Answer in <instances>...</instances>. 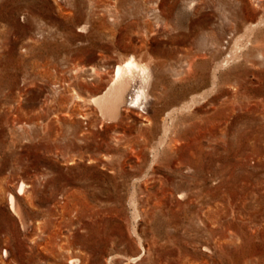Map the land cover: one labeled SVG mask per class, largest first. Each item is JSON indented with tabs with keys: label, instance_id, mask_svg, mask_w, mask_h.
<instances>
[{
	"label": "rangeland",
	"instance_id": "374dc122",
	"mask_svg": "<svg viewBox=\"0 0 264 264\" xmlns=\"http://www.w3.org/2000/svg\"><path fill=\"white\" fill-rule=\"evenodd\" d=\"M0 264H264V0H0Z\"/></svg>",
	"mask_w": 264,
	"mask_h": 264
},
{
	"label": "bare ground",
	"instance_id": "6f19581e",
	"mask_svg": "<svg viewBox=\"0 0 264 264\" xmlns=\"http://www.w3.org/2000/svg\"><path fill=\"white\" fill-rule=\"evenodd\" d=\"M135 71L139 73L141 79V85L139 86L135 97L131 98L132 103L140 104L146 102L148 97L149 78L148 66L137 61L134 56L130 57L125 63L118 64L115 67L114 78L110 85L106 88L101 98L93 99V102L100 104L102 109L115 107L120 99H122L124 93L131 87V83L136 80L134 75ZM135 72V73H134ZM134 84V83H133ZM130 90V89H129ZM145 100V101H143ZM144 104V103H143ZM104 111V110H103ZM106 112V111H105ZM25 183L22 182L20 186V192L24 190ZM10 205L11 208L17 212V198L14 193L10 194ZM18 213V212H17ZM21 213V212H20Z\"/></svg>",
	"mask_w": 264,
	"mask_h": 264
}]
</instances>
